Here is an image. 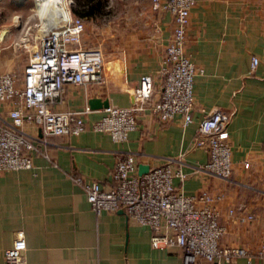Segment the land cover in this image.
I'll use <instances>...</instances> for the list:
<instances>
[{"label":"crops","instance_id":"crops-1","mask_svg":"<svg viewBox=\"0 0 264 264\" xmlns=\"http://www.w3.org/2000/svg\"><path fill=\"white\" fill-rule=\"evenodd\" d=\"M153 11L146 22L152 28H133L129 21L118 26L120 37L104 57L101 81L65 83L52 104L56 110H82L96 96L108 99L109 105L128 106L136 102L140 75L150 73L152 92L136 112L128 138L115 142L106 132L90 128L104 107L90 108L82 115L87 125L83 131L47 136L48 157L33 151L32 167L0 172V264H5L4 249L19 231L28 264H180L177 246L153 247L149 228L128 218L123 209L96 214L70 178L78 174L111 186L115 160L126 153L133 154L137 165L169 162L180 167L187 176L182 181L175 176L172 182L184 193L205 189L218 196L215 205L225 227L219 244L256 249L264 233V0L195 1L184 51L203 73L194 76L195 106L186 124L180 114L161 121L152 110L160 95L159 70L173 23L167 10ZM253 55L259 61L251 69ZM16 81L21 86L22 75ZM14 106L0 102V119L9 120ZM215 109L228 114V179L203 169L208 153L194 143L199 120ZM22 128L40 135L34 124ZM243 212H252L254 219L240 222ZM225 264L262 261L237 256Z\"/></svg>","mask_w":264,"mask_h":264},{"label":"built area","instance_id":"built-area-1","mask_svg":"<svg viewBox=\"0 0 264 264\" xmlns=\"http://www.w3.org/2000/svg\"><path fill=\"white\" fill-rule=\"evenodd\" d=\"M196 0H151L153 10L164 9L172 16V29L165 46L159 74L161 90L152 110L161 121L180 114L182 123L192 119L195 106L193 79L203 73L184 51L190 10ZM71 0L63 6L58 21L45 28L38 38V48L23 68L22 85L13 73H0V102H13L9 120L0 119V172L32 167L31 153L40 151L48 157L47 136L78 134L87 128L82 110H56L52 104L65 83L83 84L103 79L104 56L98 45L83 42L84 20L74 15ZM259 61L251 56L253 69ZM153 88V75L141 74L134 89L136 102L128 106L108 105L103 114L90 124L96 131L106 132L115 142H122L136 126V112L143 108ZM228 114L215 109L198 122L194 143L205 147L208 160L203 169L223 179L232 173L230 142L227 130ZM39 127L40 135L23 130L25 124ZM247 162L244 166H247ZM114 184L101 186L78 174L71 180L84 191L90 208L101 210L123 209L125 215L150 230L153 247L177 246L181 250L180 264H225L237 256H252L264 264V233L254 251L242 246H221L219 240L225 231L219 220L215 203L217 195L202 189L186 194L172 182L182 181L187 174L169 162L149 166L138 172L131 153L117 156L112 172ZM230 208L229 212L233 213ZM252 212L238 215L240 222L254 219ZM26 241L22 231L4 249L5 264H28L24 255Z\"/></svg>","mask_w":264,"mask_h":264},{"label":"rangeland","instance_id":"rangeland-1","mask_svg":"<svg viewBox=\"0 0 264 264\" xmlns=\"http://www.w3.org/2000/svg\"><path fill=\"white\" fill-rule=\"evenodd\" d=\"M68 1L61 0L63 6ZM37 3L38 0H0V72L8 71L19 78L26 62L35 55L47 11L45 7L42 9L43 2L39 6ZM45 3L56 5V0H45ZM104 4L100 15L83 18V42L100 46L104 57L112 42L119 39L117 29L125 21L133 28L153 27L146 23L154 12L151 0H105Z\"/></svg>","mask_w":264,"mask_h":264},{"label":"trees","instance_id":"trees-1","mask_svg":"<svg viewBox=\"0 0 264 264\" xmlns=\"http://www.w3.org/2000/svg\"><path fill=\"white\" fill-rule=\"evenodd\" d=\"M71 11L82 18H94L104 10L105 0H74Z\"/></svg>","mask_w":264,"mask_h":264},{"label":"bare ground","instance_id":"bare-ground-1","mask_svg":"<svg viewBox=\"0 0 264 264\" xmlns=\"http://www.w3.org/2000/svg\"><path fill=\"white\" fill-rule=\"evenodd\" d=\"M20 1V0H19ZM45 0H38L37 5L39 6V2H43L42 3V9L44 10L43 7H45V9L47 10L45 12V23L43 24L44 29L47 28L50 24L58 21V18L61 17V12L63 10V4L61 2V0H56V5H47V3L44 4ZM50 1V0H47ZM45 5V6H44ZM44 14V11L42 13V15Z\"/></svg>","mask_w":264,"mask_h":264},{"label":"water","instance_id":"water-1","mask_svg":"<svg viewBox=\"0 0 264 264\" xmlns=\"http://www.w3.org/2000/svg\"><path fill=\"white\" fill-rule=\"evenodd\" d=\"M109 105L108 99H101L96 96H92L88 99V107L89 108H101V107H107ZM149 166L147 164H138V172L143 173L148 170Z\"/></svg>","mask_w":264,"mask_h":264}]
</instances>
